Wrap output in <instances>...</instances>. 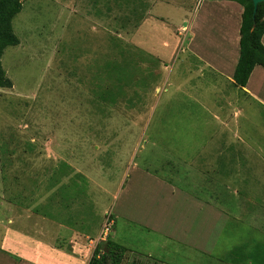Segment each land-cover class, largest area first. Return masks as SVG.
<instances>
[{
	"label": "rangeland",
	"instance_id": "374dc122",
	"mask_svg": "<svg viewBox=\"0 0 264 264\" xmlns=\"http://www.w3.org/2000/svg\"><path fill=\"white\" fill-rule=\"evenodd\" d=\"M206 1L22 0L11 21L19 43L1 57L12 82L0 87L3 200L19 203L18 196L30 200L56 189L70 175L66 170L74 171L72 163L94 183L110 185L112 209L130 180L147 189L154 184L150 194L159 187L161 196L175 199L170 208L171 198L159 205L165 219L160 232H171L174 240L187 238L188 222L192 233L199 230L206 205L218 213L205 244L244 252L264 245V105L188 56L192 34L184 23ZM154 19L175 30L150 28ZM142 21L148 27L136 38ZM235 102L242 108L237 117ZM190 196L206 202L200 213L192 211L198 207ZM111 208L104 219L116 217ZM135 233L137 244L164 242L159 232L136 227ZM122 246L126 264L131 249ZM225 250L214 254L231 257Z\"/></svg>",
	"mask_w": 264,
	"mask_h": 264
},
{
	"label": "crops",
	"instance_id": "0c3cea01",
	"mask_svg": "<svg viewBox=\"0 0 264 264\" xmlns=\"http://www.w3.org/2000/svg\"><path fill=\"white\" fill-rule=\"evenodd\" d=\"M206 2L205 7H197L195 13L184 23L188 32L192 34L187 44L188 56L196 57L203 65L210 66L211 70L218 74L217 76L220 77L223 84L229 83L235 86L236 90L239 89L264 105L263 66H254L244 87L237 86L232 79L239 56V27L242 6L233 0H207ZM147 23L142 21L136 29L138 30L136 38L137 35L141 36L145 33L144 28L148 27ZM152 23L150 28L156 25V27L167 32L172 33L175 30L173 28L171 31L173 26L162 22L160 19H154ZM229 25L234 26L232 32L229 30ZM167 27H169V31ZM205 28L207 31H203ZM261 41L264 45V33ZM173 45V49H176L175 43ZM199 69L201 70V68ZM212 88L217 91L215 85H212ZM204 89L207 91L206 88ZM212 104L210 107L217 108L216 103ZM222 108L219 106V112H222ZM241 111L242 108L240 109L235 102L234 116H239ZM219 112L212 113L211 116L214 120L222 117L218 114ZM69 165L74 171L68 168L66 173L70 172V175L62 178L63 181L60 182L62 184L58 185L60 187L57 186L56 189L47 188V191L43 193V195L48 194L45 197L40 195L28 200L23 196H18L21 202L13 203L3 200V194L0 195V264L89 263L95 248L91 240H96L100 236L106 219H104L105 213L111 208L110 203L108 204L110 185L103 183L100 179L94 183L90 176L80 170L76 164L71 163ZM133 184V180L126 183V188L120 190L113 209L111 208L116 216L115 218L112 216L113 226L116 228L112 226L110 233L112 237L109 238L131 249L130 251L127 250L129 254L126 256L128 257L126 264H129V260L132 261L133 256L136 259L141 258V260L144 258L152 264H236L237 260L231 254L236 247L219 249L217 246L205 244L206 238L214 230L213 223L217 220L218 213L216 208L212 209L210 206H206V202H200L201 198L188 197L192 200V204L198 207L192 211L200 213L203 210L201 206L205 205L207 209L201 216L206 215L199 230L192 233L190 231L191 224L188 222L185 226L187 238L178 237L174 240L171 232L167 233L166 230L160 232L165 219L162 218V213H159L161 211L159 205L166 204L171 197L169 195L161 196L159 187L155 193L150 194L149 190L154 184L150 189ZM156 184L158 185V183ZM93 185L97 186V193L92 191ZM165 188L169 191L167 186ZM171 190L174 192L172 195L178 194V191H174L173 188ZM139 192H146L147 196L135 197L136 193ZM11 193L12 191L8 192V194ZM40 193L42 194V191ZM123 195L125 197L122 199ZM128 201L131 202L130 208L127 207ZM174 201L175 199L172 200L171 198L168 208ZM135 206H144L145 211L139 212ZM219 214L221 215V210H219ZM109 216L111 215L109 214ZM209 216L210 218H208ZM58 219H64L63 223L57 222ZM136 227L147 230L150 234L154 232L163 234L164 242L137 244ZM175 243L183 244L179 247L172 246ZM224 249H227L225 251L229 252L231 257L226 258L220 254H214L215 252L222 253ZM249 263L251 264V260ZM131 264L135 263L132 261Z\"/></svg>",
	"mask_w": 264,
	"mask_h": 264
},
{
	"label": "trees",
	"instance_id": "16d2710c",
	"mask_svg": "<svg viewBox=\"0 0 264 264\" xmlns=\"http://www.w3.org/2000/svg\"><path fill=\"white\" fill-rule=\"evenodd\" d=\"M242 6L241 23L239 27V56L233 72V81L239 87H244L255 65L264 67V45L261 41L264 33V1L259 2L253 12L251 0H233ZM22 0H0V87H11L12 82L6 76L1 63L3 51L8 46L19 43L14 33L11 21L20 12ZM106 238L105 246L96 245L88 264H121L125 248ZM231 254L239 262L250 258L251 264H264V245L256 244L250 252H244L236 247ZM239 262V263H241Z\"/></svg>",
	"mask_w": 264,
	"mask_h": 264
},
{
	"label": "built area",
	"instance_id": "2783aa9c",
	"mask_svg": "<svg viewBox=\"0 0 264 264\" xmlns=\"http://www.w3.org/2000/svg\"><path fill=\"white\" fill-rule=\"evenodd\" d=\"M113 219L111 216L107 215V218L105 219L103 223V227L100 233V236L96 240H91V243L94 245V247L97 245V243L101 240H105L108 232L110 231V228L112 227Z\"/></svg>",
	"mask_w": 264,
	"mask_h": 264
},
{
	"label": "water",
	"instance_id": "95a60500",
	"mask_svg": "<svg viewBox=\"0 0 264 264\" xmlns=\"http://www.w3.org/2000/svg\"><path fill=\"white\" fill-rule=\"evenodd\" d=\"M251 1H252V3H253V12H255L257 4H258L259 2L264 1V0H251Z\"/></svg>",
	"mask_w": 264,
	"mask_h": 264
}]
</instances>
